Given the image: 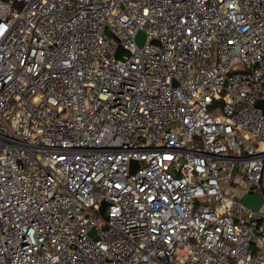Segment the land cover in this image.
<instances>
[{
    "label": "built area",
    "instance_id": "obj_1",
    "mask_svg": "<svg viewBox=\"0 0 264 264\" xmlns=\"http://www.w3.org/2000/svg\"><path fill=\"white\" fill-rule=\"evenodd\" d=\"M258 100L264 0H0V264H264Z\"/></svg>",
    "mask_w": 264,
    "mask_h": 264
},
{
    "label": "water",
    "instance_id": "obj_2",
    "mask_svg": "<svg viewBox=\"0 0 264 264\" xmlns=\"http://www.w3.org/2000/svg\"><path fill=\"white\" fill-rule=\"evenodd\" d=\"M144 33L142 31L137 32L138 42L141 43ZM257 106L262 107V112L264 113V100H258L256 103ZM241 200L248 206L256 209L262 202V197L259 193L244 194L241 197Z\"/></svg>",
    "mask_w": 264,
    "mask_h": 264
}]
</instances>
